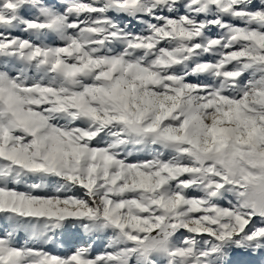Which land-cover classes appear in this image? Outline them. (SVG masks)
<instances>
[{
	"label": "snow or ice",
	"instance_id": "6c2138e0",
	"mask_svg": "<svg viewBox=\"0 0 264 264\" xmlns=\"http://www.w3.org/2000/svg\"><path fill=\"white\" fill-rule=\"evenodd\" d=\"M0 264H264V0H0Z\"/></svg>",
	"mask_w": 264,
	"mask_h": 264
},
{
	"label": "rangeland",
	"instance_id": "374dc122",
	"mask_svg": "<svg viewBox=\"0 0 264 264\" xmlns=\"http://www.w3.org/2000/svg\"><path fill=\"white\" fill-rule=\"evenodd\" d=\"M69 237H71L72 242H76L77 241V237L71 236V234H66L65 238L69 239ZM102 247H103L102 244L98 243L96 245L95 251H97V252L101 251ZM64 250L65 249L61 245H53V246L49 247V251H55V252L60 253V254H63Z\"/></svg>",
	"mask_w": 264,
	"mask_h": 264
}]
</instances>
